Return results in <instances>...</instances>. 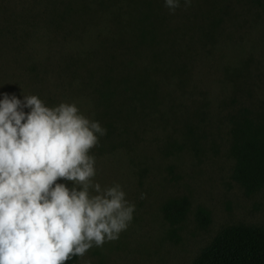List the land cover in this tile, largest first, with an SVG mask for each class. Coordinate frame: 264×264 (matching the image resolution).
Returning <instances> with one entry per match:
<instances>
[{
    "label": "rangeland",
    "instance_id": "obj_1",
    "mask_svg": "<svg viewBox=\"0 0 264 264\" xmlns=\"http://www.w3.org/2000/svg\"><path fill=\"white\" fill-rule=\"evenodd\" d=\"M103 2L112 1L0 0V101L36 95L48 107L74 103L104 128L99 77L113 68L130 80L117 84L110 101L120 130L112 141L97 134L89 154L94 182L119 184L135 204L133 220L118 240L93 246L75 264H193L224 228H264V185L248 191L235 178L232 155L234 117H264L263 9L251 0H192L187 7L180 0L173 13L164 2L174 46L154 49L137 47L130 22L114 18L118 7L103 13L109 21L84 10ZM183 197L189 212L171 225L163 207Z\"/></svg>",
    "mask_w": 264,
    "mask_h": 264
},
{
    "label": "clouds",
    "instance_id": "obj_2",
    "mask_svg": "<svg viewBox=\"0 0 264 264\" xmlns=\"http://www.w3.org/2000/svg\"><path fill=\"white\" fill-rule=\"evenodd\" d=\"M165 6L174 13L180 0ZM97 134L106 129L74 103L0 101V264H67L127 230L135 204L119 184L102 188L93 179Z\"/></svg>",
    "mask_w": 264,
    "mask_h": 264
},
{
    "label": "trees",
    "instance_id": "obj_3",
    "mask_svg": "<svg viewBox=\"0 0 264 264\" xmlns=\"http://www.w3.org/2000/svg\"><path fill=\"white\" fill-rule=\"evenodd\" d=\"M111 1L100 3L101 7L99 4H96L95 8L85 6L84 10L86 12L89 11V14L93 12L101 21H109L110 16L103 13L112 7H118L122 13L120 16L114 17L113 15V17L119 22L122 21L121 17L124 16L123 24H129L130 22V32L135 33L137 31L138 33L137 37L134 36V39L138 40L137 47L146 46L148 48L162 49L174 46V41L171 39L172 32L168 24L163 21L165 17H163L162 9L165 0ZM251 1L264 11V0ZM138 6L141 7L140 10ZM133 8H136L138 13H143L141 14L142 17L137 18L132 12ZM67 12L70 13L69 8H67ZM62 18L66 19L65 14H62ZM112 20L114 21L113 18ZM216 24L220 26V21H216ZM211 25L215 28L214 23H211ZM175 26L181 25L175 24L170 26L172 31L177 33L180 28L176 30ZM164 31H167L169 36L165 35ZM155 57L158 58L159 54L155 53ZM114 74L113 68H109L103 74L104 76L101 75L99 77L98 87L95 89L96 94H99V101L101 103L98 120H109L104 127L106 129L105 137H100L103 141H112L113 135L120 130L118 128L120 118L114 114V108L110 109V101L112 102L113 97L116 95L115 90L119 89L117 84L130 83L129 77ZM118 77L120 82L117 80ZM113 84H116V86L112 87ZM129 87L127 85L121 93L127 95V92L130 91ZM108 88V92H105L104 89ZM135 90L134 86L131 87V92L134 93ZM121 112L120 110L119 113ZM234 118L232 155L236 159L235 178L248 191H254L264 185V117L251 118L247 114L239 112ZM189 205V199L186 197L169 200L163 207L166 220L171 225L181 223L186 219ZM199 217L209 220V214L204 209L199 211ZM78 258L73 257L67 261V264H75ZM193 264H264V228L256 225H234L224 228L203 249Z\"/></svg>",
    "mask_w": 264,
    "mask_h": 264
}]
</instances>
